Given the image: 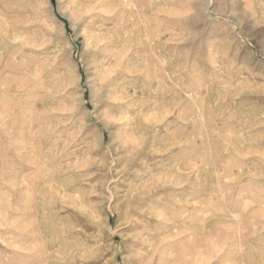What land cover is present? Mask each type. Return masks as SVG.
<instances>
[{
	"label": "rangeland",
	"instance_id": "obj_1",
	"mask_svg": "<svg viewBox=\"0 0 264 264\" xmlns=\"http://www.w3.org/2000/svg\"><path fill=\"white\" fill-rule=\"evenodd\" d=\"M0 264H264V0H0Z\"/></svg>",
	"mask_w": 264,
	"mask_h": 264
},
{
	"label": "bare ground",
	"instance_id": "obj_2",
	"mask_svg": "<svg viewBox=\"0 0 264 264\" xmlns=\"http://www.w3.org/2000/svg\"><path fill=\"white\" fill-rule=\"evenodd\" d=\"M16 235H20V234L16 233L15 236H12V237L16 238V237H17ZM18 243H19V242H18ZM34 252H35V251H34ZM38 252H39V251H38Z\"/></svg>",
	"mask_w": 264,
	"mask_h": 264
}]
</instances>
